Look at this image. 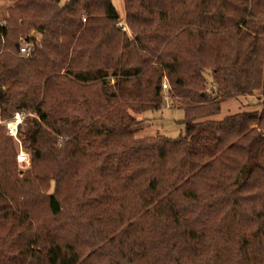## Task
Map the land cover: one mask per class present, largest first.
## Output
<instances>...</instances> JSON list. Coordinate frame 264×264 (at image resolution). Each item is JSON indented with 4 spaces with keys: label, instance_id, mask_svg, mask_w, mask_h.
I'll use <instances>...</instances> for the list:
<instances>
[{
    "label": "trees",
    "instance_id": "trees-1",
    "mask_svg": "<svg viewBox=\"0 0 264 264\" xmlns=\"http://www.w3.org/2000/svg\"><path fill=\"white\" fill-rule=\"evenodd\" d=\"M8 1L2 117L37 119L22 177L0 127V264H264V0H123L132 38L111 0ZM164 78L183 135L134 139Z\"/></svg>",
    "mask_w": 264,
    "mask_h": 264
},
{
    "label": "rangeland",
    "instance_id": "rangeland-1",
    "mask_svg": "<svg viewBox=\"0 0 264 264\" xmlns=\"http://www.w3.org/2000/svg\"><path fill=\"white\" fill-rule=\"evenodd\" d=\"M67 0H61L63 4ZM112 4L118 14L119 23L118 27L126 32L128 38H132L133 34L131 30L125 24V12H124V3L123 0H111ZM11 5V2L8 0H0V20L5 21L7 17V8ZM84 22V20H83ZM42 34L34 29H30L27 32L20 34L17 38L19 44L23 41H29L33 43L34 47H39L42 41ZM208 82L203 88V91L209 93L212 91L211 86L209 85V72L206 74ZM109 82V86H113L114 79L108 77L106 79ZM167 84V89L162 88V96L163 102L160 106L159 111L155 112H143L137 113L133 111H129L130 116L137 122L138 129L135 131L133 138L134 139H145L149 137H155L157 135L165 136L169 139H176L183 135L184 126L183 120L185 118V113L183 111V106L180 103V100L176 97L172 96V91L167 83V81L163 80V83ZM259 91H254L252 96H240L235 98H229L225 100L220 106V112L207 118L208 120H217L220 121L223 118L235 114H239L242 112H252L257 111L260 112L262 109V103L257 100L259 96ZM26 119L21 127V133L24 136L23 145L26 151L29 154L30 162L28 165H18L16 163V169L19 177H22L26 172L31 170L32 161L31 154L32 151L28 147V142L26 138V133L28 128L31 126L30 119H37L31 112H25ZM206 118L200 119V121H204ZM3 135L5 136L4 132ZM6 137V136H5ZM8 138V137H7ZM60 141V140H59ZM62 142V141H60ZM14 146V145H13ZM16 151V147L14 146Z\"/></svg>",
    "mask_w": 264,
    "mask_h": 264
},
{
    "label": "built area",
    "instance_id": "built-area-1",
    "mask_svg": "<svg viewBox=\"0 0 264 264\" xmlns=\"http://www.w3.org/2000/svg\"><path fill=\"white\" fill-rule=\"evenodd\" d=\"M34 45L31 42L23 41L19 46L18 54L23 57H27L33 51ZM162 88L167 89V84L164 82ZM25 112H15L12 117L4 119L2 117V110L0 108V127L3 130L6 137L10 138L16 147L15 161L18 165H28L30 157L26 149L24 148V136L21 133V127L26 119Z\"/></svg>",
    "mask_w": 264,
    "mask_h": 264
},
{
    "label": "water",
    "instance_id": "water-1",
    "mask_svg": "<svg viewBox=\"0 0 264 264\" xmlns=\"http://www.w3.org/2000/svg\"><path fill=\"white\" fill-rule=\"evenodd\" d=\"M1 91H2V88H0V93H1Z\"/></svg>",
    "mask_w": 264,
    "mask_h": 264
}]
</instances>
